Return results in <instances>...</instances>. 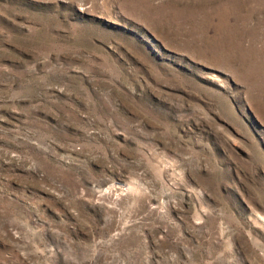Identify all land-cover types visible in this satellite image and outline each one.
I'll return each mask as SVG.
<instances>
[{
    "label": "rangeland",
    "instance_id": "obj_1",
    "mask_svg": "<svg viewBox=\"0 0 264 264\" xmlns=\"http://www.w3.org/2000/svg\"><path fill=\"white\" fill-rule=\"evenodd\" d=\"M0 264H264V0H0Z\"/></svg>",
    "mask_w": 264,
    "mask_h": 264
}]
</instances>
